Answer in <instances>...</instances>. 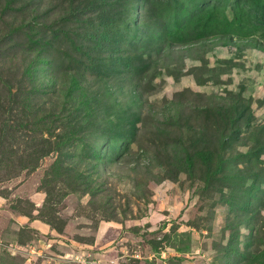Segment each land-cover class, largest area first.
Masks as SVG:
<instances>
[{"label": "rangeland", "instance_id": "obj_1", "mask_svg": "<svg viewBox=\"0 0 264 264\" xmlns=\"http://www.w3.org/2000/svg\"><path fill=\"white\" fill-rule=\"evenodd\" d=\"M0 264H264V0H0Z\"/></svg>", "mask_w": 264, "mask_h": 264}, {"label": "trees", "instance_id": "obj_2", "mask_svg": "<svg viewBox=\"0 0 264 264\" xmlns=\"http://www.w3.org/2000/svg\"><path fill=\"white\" fill-rule=\"evenodd\" d=\"M205 11H202V12H200V14H198V15H196L195 17H193L192 18V20H194V19H203V13H204Z\"/></svg>", "mask_w": 264, "mask_h": 264}]
</instances>
